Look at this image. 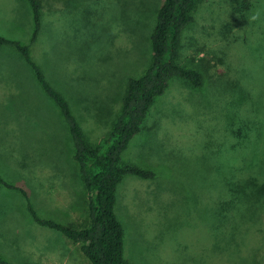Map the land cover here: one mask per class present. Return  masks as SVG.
Segmentation results:
<instances>
[{"label":"rangeland","instance_id":"obj_1","mask_svg":"<svg viewBox=\"0 0 264 264\" xmlns=\"http://www.w3.org/2000/svg\"><path fill=\"white\" fill-rule=\"evenodd\" d=\"M30 55L67 100L88 142L107 135L127 81L151 62L162 0H40ZM245 1V2H243ZM177 62L202 75L174 77L149 108L124 164L114 210L127 264H264V202L221 215L231 167L264 182V0H195ZM27 0H0V36L29 44ZM55 103L11 45L0 47V177L24 188L37 215L81 227L87 190ZM257 166V167H256ZM18 184V185H17ZM263 199V198H262ZM0 258L12 264H90L61 232L37 224L17 189L0 184Z\"/></svg>","mask_w":264,"mask_h":264},{"label":"trees","instance_id":"obj_2","mask_svg":"<svg viewBox=\"0 0 264 264\" xmlns=\"http://www.w3.org/2000/svg\"><path fill=\"white\" fill-rule=\"evenodd\" d=\"M27 1L33 15L29 44L23 45L0 36V47L11 45L22 55L44 93L58 107L68 127L73 142L72 158L78 165L77 170L88 194L85 225L74 227L42 219L34 210L24 188L9 184L1 177L0 184L18 189L26 199L33 220L61 232L73 244H77L90 264H127L123 253L124 232L114 210L115 192L125 175L147 179L153 178L155 172L136 164H124L122 154L142 130L149 108L155 98L165 92L172 78H180L193 86H199L202 82L199 71L177 62L181 34L186 25L193 21L191 12L195 0H162L150 34L151 62L143 74L128 79L125 93L121 96L119 113L110 131L96 142L87 141L65 97L45 79L40 66L31 58L29 47L37 40L41 28L42 4L40 0ZM255 165L250 169L231 167L229 170L230 174L219 189L223 196L220 194V199L216 200V211L221 215L218 225L225 224L224 221L229 220L227 215L230 216L241 207L257 210V203L264 202V182H258L251 171ZM0 264L12 263L0 258Z\"/></svg>","mask_w":264,"mask_h":264}]
</instances>
